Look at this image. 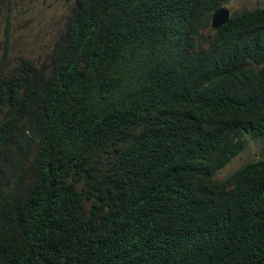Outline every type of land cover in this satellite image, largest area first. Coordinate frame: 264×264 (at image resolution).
Here are the masks:
<instances>
[{"label": "trees", "instance_id": "16d2710c", "mask_svg": "<svg viewBox=\"0 0 264 264\" xmlns=\"http://www.w3.org/2000/svg\"><path fill=\"white\" fill-rule=\"evenodd\" d=\"M114 1L74 0L84 28L77 38L65 29L64 56L31 72L28 58L10 66L12 50L0 47V129L14 134L0 142V264L225 263L227 252L205 242L202 228L225 208L233 175L258 181L256 162L224 179L217 174L247 141L230 137L229 126L264 104V0L238 7L205 36L202 9L216 2L176 0L175 22L201 35L196 40L165 25L169 0L134 7L126 21ZM238 32L237 47L226 48ZM247 33L263 42L246 45ZM197 56H219L215 64L232 68L212 83L195 82ZM164 90L177 93L178 117L156 118L147 139L136 124L168 109ZM183 93L201 102L185 105ZM157 182L158 219L141 205ZM263 201L251 199L248 213L255 217ZM247 202L248 194L236 197L229 219L248 228ZM241 250L262 260L251 242Z\"/></svg>", "mask_w": 264, "mask_h": 264}, {"label": "clouds", "instance_id": "9594fccd", "mask_svg": "<svg viewBox=\"0 0 264 264\" xmlns=\"http://www.w3.org/2000/svg\"><path fill=\"white\" fill-rule=\"evenodd\" d=\"M147 1L150 0H116L111 3V6H114V13H116L122 21H126L127 19H132L130 13L132 8L145 6ZM175 1L176 0H169V2L163 6L162 12L167 13V16L162 17L163 21L167 27L175 28L193 37V39L190 40L199 39L201 35H214L218 28L226 23L231 14L238 8L230 5L231 0H213L216 2V6L213 8L204 4L200 25L202 29H199L201 35L198 37L199 35H197V32H187L175 22V8L173 4ZM73 2L74 0H30L29 6L25 7L23 5V0H0V47L2 49L4 43H6L9 49L12 50V54L7 57L10 66L16 65V57L28 58L32 62H30L29 66L31 72L34 67L46 65L64 56L67 49L62 43L63 31L67 28L74 30L77 38L80 30L84 28L86 24V22H83L84 19L73 17ZM20 3L22 6L19 5ZM35 5L38 6L37 10L34 9ZM7 24L8 38L5 40L3 29ZM92 25L96 24L91 23L89 27ZM158 38L162 37L159 36ZM243 38L245 44L251 47H257L263 42L256 33H247V35H243ZM239 42L240 32L233 35L226 43L225 47L235 48ZM218 58L219 56H197L201 64H199V69H197V73L194 75L193 80L201 83L200 80L203 77L206 79V83H212L216 75L224 74L221 70L232 68L225 66L220 67L219 64H215ZM189 65L192 66L190 61ZM249 80L251 79H246L245 82ZM208 90L213 93L211 89L208 88ZM164 91L170 96L168 109L161 112L153 119L136 124L137 130L143 132L147 139L153 136L156 118H167L173 122L175 118L178 117L177 113L180 99L177 93L173 90ZM182 95L185 98V105L201 102L200 95L191 97L185 96L184 93ZM254 113L255 114L252 115L249 110L241 119L231 124L229 126V136L246 138L247 141L241 153L247 148L253 147L261 155L240 164L229 175L248 162H256L254 163V172L252 175H254L258 181L253 185V180L249 175H233L227 187L229 190V200L225 208L219 214L216 221L206 223L202 228L205 233V242L218 250L227 252L224 264H251L253 262L264 264V254L261 253V247L264 244V201L263 205L257 210L255 217L248 213L251 199H256L259 196H263L264 198V174L261 173V164L264 161V129H262L261 125L255 128L259 119L261 121L264 116V104L259 106ZM147 129L151 130V132L147 133ZM12 135L14 134L11 131L4 133L0 129V142L5 145L6 139ZM234 158H232L227 165ZM244 194H248V202L244 210L245 216L250 224L248 228L229 219L231 202L236 197ZM143 199L144 202L141 205L158 214L157 219L160 216H164L163 204L161 203L163 194L158 182L155 183L151 189L146 191ZM134 211L136 210L134 209ZM223 226H225L227 230H224ZM245 242L253 243L254 249L262 255V260L258 259L251 252L244 250L238 251L239 246Z\"/></svg>", "mask_w": 264, "mask_h": 264}, {"label": "rangeland", "instance_id": "374dc122", "mask_svg": "<svg viewBox=\"0 0 264 264\" xmlns=\"http://www.w3.org/2000/svg\"><path fill=\"white\" fill-rule=\"evenodd\" d=\"M30 0H23V5L29 6ZM263 0H231L230 5L241 7L247 6L251 8L262 6ZM38 6H34V9L37 10ZM261 154L253 147H249L240 153L237 157H235L226 167L221 169L217 176L219 179H224L227 175H229L237 166L244 163L245 161L252 160L254 158L259 157Z\"/></svg>", "mask_w": 264, "mask_h": 264}]
</instances>
